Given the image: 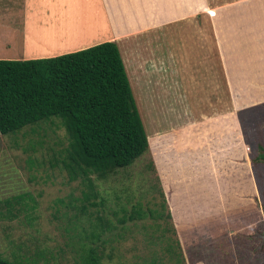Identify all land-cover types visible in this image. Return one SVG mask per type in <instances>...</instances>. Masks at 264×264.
Segmentation results:
<instances>
[{
  "label": "crops",
  "instance_id": "crops-1",
  "mask_svg": "<svg viewBox=\"0 0 264 264\" xmlns=\"http://www.w3.org/2000/svg\"><path fill=\"white\" fill-rule=\"evenodd\" d=\"M61 1L0 0L2 16L18 18V41L3 40L0 59L115 42L186 264L215 263L221 247L222 262L242 264L258 244L252 229L264 235V165L250 147L253 133L264 150V109L255 110L264 106V0ZM69 2L91 9L87 19ZM263 241L244 264H264Z\"/></svg>",
  "mask_w": 264,
  "mask_h": 264
},
{
  "label": "rangeland",
  "instance_id": "rangeland-1",
  "mask_svg": "<svg viewBox=\"0 0 264 264\" xmlns=\"http://www.w3.org/2000/svg\"><path fill=\"white\" fill-rule=\"evenodd\" d=\"M61 4L63 7L65 2ZM66 6L72 9L71 15L82 13L83 19L92 11L82 6L76 10L71 2ZM4 16L0 13V24L9 27L0 30V44L3 40L17 42L11 27L18 18ZM172 29L175 32L178 27ZM65 35L60 30L52 42ZM140 96L145 111L146 98ZM208 96L199 92L203 101ZM263 109L255 108L257 113ZM141 119L146 130V117ZM252 135L250 147L256 151L260 146ZM68 142L61 119L55 116L0 135L2 258L15 264H86L94 248L98 264H186L174 220L168 216L171 212L166 195L151 166L150 148L129 166L106 177L89 174L93 182L90 190L85 177L72 179L70 169L64 166ZM254 160L264 165L259 154ZM158 169L161 173V164ZM254 172L259 174L258 169ZM250 234L258 244L251 251L243 249L238 259L242 264L264 239L263 233L254 229ZM224 249L221 247L219 254ZM219 254H213L215 263L210 264H231L226 259L222 262Z\"/></svg>",
  "mask_w": 264,
  "mask_h": 264
},
{
  "label": "trees",
  "instance_id": "trees-1",
  "mask_svg": "<svg viewBox=\"0 0 264 264\" xmlns=\"http://www.w3.org/2000/svg\"><path fill=\"white\" fill-rule=\"evenodd\" d=\"M52 116L61 119L69 138L65 168L70 169L72 179L85 177L90 190L89 174L106 177L148 149L115 42L53 57L0 59V135ZM88 255L86 264H98L94 248ZM0 264L15 263L0 254Z\"/></svg>",
  "mask_w": 264,
  "mask_h": 264
}]
</instances>
